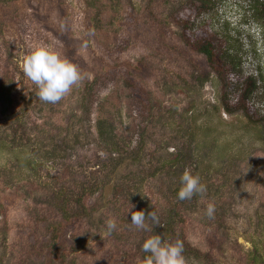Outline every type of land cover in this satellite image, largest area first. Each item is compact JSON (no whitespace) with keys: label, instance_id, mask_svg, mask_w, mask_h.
Returning a JSON list of instances; mask_svg holds the SVG:
<instances>
[{"label":"rangeland","instance_id":"rangeland-1","mask_svg":"<svg viewBox=\"0 0 264 264\" xmlns=\"http://www.w3.org/2000/svg\"><path fill=\"white\" fill-rule=\"evenodd\" d=\"M253 6L0 0V264H142L153 233L130 224L129 202L160 221L186 169L207 189L180 205L169 241L183 242L186 264H264V29ZM37 42L85 77L56 104L23 73ZM188 44L218 59L211 67ZM246 80L258 123L224 109Z\"/></svg>","mask_w":264,"mask_h":264},{"label":"clouds","instance_id":"clouds-1","mask_svg":"<svg viewBox=\"0 0 264 264\" xmlns=\"http://www.w3.org/2000/svg\"><path fill=\"white\" fill-rule=\"evenodd\" d=\"M22 69L24 75L37 87V97L50 104L61 101L85 78L78 65L63 57L54 47L42 42L30 45L23 57ZM206 191L200 177L186 169L180 177L177 199L191 200L195 195H203ZM129 204L127 214L131 213L130 224L138 231L153 233L144 238L141 244V251L145 253L142 264H186L183 242L178 239L174 242L165 241L154 232V227L160 225L157 214L154 211L147 215L143 210L133 211L135 205ZM215 211L214 203H208L206 216L213 218ZM105 224L109 234L117 229L114 218L107 219Z\"/></svg>","mask_w":264,"mask_h":264},{"label":"trees","instance_id":"trees-1","mask_svg":"<svg viewBox=\"0 0 264 264\" xmlns=\"http://www.w3.org/2000/svg\"><path fill=\"white\" fill-rule=\"evenodd\" d=\"M251 9L254 20L257 21L264 29V0H254V6L251 7ZM8 11L9 10L6 11L0 8V17L4 18L7 15ZM200 45L191 46L188 44L189 50L204 56L207 62L212 67L213 63L218 59L216 53L211 49L210 46H203V45L200 46ZM72 53L75 54V51L72 50ZM253 90H254V82L251 84L249 83L248 80H246L240 90V95L233 106H228V104L225 103L224 101L225 94L223 93L222 97H223V104L225 103L224 105L225 112L234 113L239 111L245 116V118L248 120L249 123H258V121L254 120L253 116L251 115V113L253 114V108L250 100ZM176 191L177 190H175V192ZM177 192L175 193L176 195L174 196L172 202L170 203L168 210L165 212V214L161 216L160 219V225H159L161 231L160 235L162 239H164L165 241H170L172 239L174 235L175 226L176 225L180 226V224H182L183 221L180 212L181 210L180 205L184 204V201L177 199ZM86 199H87V194L81 196L79 200L75 201L76 203H79L78 206L80 205L79 207L80 210H83L81 207L83 206V204H85ZM60 208L61 211L64 210L65 217H67L70 214L68 213V210H70V208L67 205V201L66 202L64 201L63 205H61ZM81 212L86 213L84 211ZM57 227L58 225L55 226L54 233ZM55 235H57V232ZM60 262H62L61 259Z\"/></svg>","mask_w":264,"mask_h":264}]
</instances>
